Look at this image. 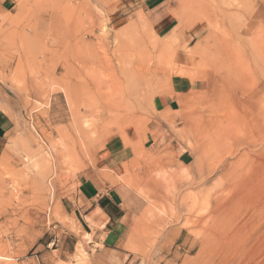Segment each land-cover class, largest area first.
Wrapping results in <instances>:
<instances>
[{
	"label": "rangeland",
	"instance_id": "374dc122",
	"mask_svg": "<svg viewBox=\"0 0 264 264\" xmlns=\"http://www.w3.org/2000/svg\"><path fill=\"white\" fill-rule=\"evenodd\" d=\"M14 2L0 264H264V0H164L165 31L145 0ZM85 180L139 213L83 229Z\"/></svg>",
	"mask_w": 264,
	"mask_h": 264
},
{
	"label": "crops",
	"instance_id": "0c3cea01",
	"mask_svg": "<svg viewBox=\"0 0 264 264\" xmlns=\"http://www.w3.org/2000/svg\"><path fill=\"white\" fill-rule=\"evenodd\" d=\"M14 3V0H0V7L3 9L11 8ZM145 4L147 10L152 12L154 25L165 31L169 24H167L168 16L163 9L164 0H145ZM184 85H187L184 81H175L172 82V89L176 94H179ZM11 130L12 121L7 115L0 112V141ZM106 150L109 156L106 155L105 159H108L111 155L110 152L115 150V145L108 142ZM127 197L123 190L109 187L99 188L92 181L85 180L76 191L74 216L83 229L101 224L100 232L107 235L120 227L119 224H123L124 221L139 213L138 201L129 200Z\"/></svg>",
	"mask_w": 264,
	"mask_h": 264
},
{
	"label": "bare ground",
	"instance_id": "6f19581e",
	"mask_svg": "<svg viewBox=\"0 0 264 264\" xmlns=\"http://www.w3.org/2000/svg\"><path fill=\"white\" fill-rule=\"evenodd\" d=\"M80 146H81V145H80ZM7 197H8V195H7ZM242 227H245V226L243 225Z\"/></svg>",
	"mask_w": 264,
	"mask_h": 264
}]
</instances>
